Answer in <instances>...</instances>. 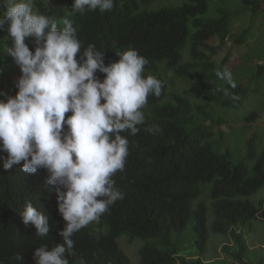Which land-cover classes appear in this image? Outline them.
<instances>
[{
    "label": "trees",
    "instance_id": "trees-1",
    "mask_svg": "<svg viewBox=\"0 0 264 264\" xmlns=\"http://www.w3.org/2000/svg\"><path fill=\"white\" fill-rule=\"evenodd\" d=\"M153 1L114 0L111 10L83 13H73L74 0H69V13L61 7L49 6L44 0L35 1L38 13L51 17L58 29L65 26V19L72 22L81 42V52L95 45L97 50L106 52L107 65L119 59L117 52L133 48L148 60L143 75H152L162 82L161 95H149L142 109L148 121L138 126L141 131L137 135L131 136L124 171H118L113 177L124 198L91 222L92 227L90 223L73 234L76 255L68 257L69 264H77L81 257L85 264H133L119 243L124 234L129 235L130 241H143L139 249L141 264H209L212 260L203 258L209 241L210 208L205 203L198 205L194 216L195 254H188L185 240L174 233L175 230L179 236L185 233L192 219L193 201L207 183H213L211 229L216 233L231 232L233 245L228 243L223 249L229 257L245 259L247 241L239 230L252 219H264V201L257 207L243 199L264 186V150L258 155L257 148L249 142L246 161L232 168L228 154H219L206 144L207 135L202 132L206 125H196L193 113L194 109L199 112L203 109L187 97L192 95L225 107L241 104L246 93L242 85L233 89L217 84L216 73L225 68L229 70L231 54L216 64V48L210 41L213 38L225 41L232 36L243 45L244 35L232 34L224 12L218 18H206L213 0H192L158 12L142 11L144 5ZM243 1L254 14L264 12V0ZM26 45L34 52L35 39ZM187 52L191 54L189 61L184 60ZM163 63H166L164 68ZM169 71H174L179 79L192 82L183 94L173 95L179 106L165 103L168 83L162 73ZM259 71L258 75L264 73ZM96 75L103 79V74ZM218 89H227L229 95ZM17 91L14 88L7 95L15 96ZM259 118L253 113L244 122L254 123ZM150 126H159L161 132L144 131ZM196 132L202 135L195 136ZM0 155L7 156V153ZM250 159L256 160L252 171L247 164ZM22 163L7 171L0 165V264H36L33 259L36 248L47 245L51 251L55 244L62 243L58 232L66 222L58 212L56 192L47 189L41 181L48 172L41 168L35 173L37 176L28 177L21 170ZM27 201L50 217L48 236H37L31 223H23L20 213ZM17 254L22 257L20 261L15 259Z\"/></svg>",
    "mask_w": 264,
    "mask_h": 264
},
{
    "label": "clouds",
    "instance_id": "clouds-1",
    "mask_svg": "<svg viewBox=\"0 0 264 264\" xmlns=\"http://www.w3.org/2000/svg\"><path fill=\"white\" fill-rule=\"evenodd\" d=\"M35 1L3 0L0 13V30L7 25L11 38L10 47L0 46V83L9 91L13 85L18 89L15 96L0 92L6 97L0 98V153H7L0 155V165L7 171L23 162L21 170L28 177L47 170L41 181L56 192L58 212L66 224L58 232L62 243L51 251L47 245L36 248L33 259L36 264H69L68 257L76 255L73 234L124 198L113 177L124 171L131 136L148 121L142 109L149 95H161L162 82L143 75L148 60L133 48L117 52L119 59L107 65L106 52L95 45L81 52L72 22L65 19V26L58 29L51 17L33 10ZM67 5L65 13L71 9L69 0ZM113 7L114 0H74L72 11L105 12ZM29 37L35 39L34 52L25 43ZM14 66L21 72L17 82L14 73L5 74ZM216 75L236 87L230 67ZM218 90L229 95L227 89ZM144 131L158 134L161 129L150 126ZM20 215L24 224L35 227L37 236L49 235L50 217L31 201L25 202ZM15 259L22 257L17 254ZM77 264H85L84 259Z\"/></svg>",
    "mask_w": 264,
    "mask_h": 264
},
{
    "label": "rangeland",
    "instance_id": "rangeland-1",
    "mask_svg": "<svg viewBox=\"0 0 264 264\" xmlns=\"http://www.w3.org/2000/svg\"><path fill=\"white\" fill-rule=\"evenodd\" d=\"M53 8L64 6L63 10H67V0H62L61 3L56 0H44ZM192 0H155L149 5H144L142 11L158 12L161 8H177ZM253 1V0H252ZM33 10L38 12V8L33 3ZM3 11V0H0V13ZM222 12L228 15L230 29L232 34L236 36L244 35V44L240 45L231 36V42L226 43L220 41L219 38L211 39L210 43L216 48L217 55L214 58L215 63H220L224 58L231 54L230 69L233 74V79L236 85H242L245 88V96L238 107H225L217 102H206L204 99H198L192 95H188V99H193L194 102L199 103L202 112L194 109L193 113L197 124H205L206 129L203 133L207 135L205 138L207 143L219 154H228L232 168L246 161L249 142L257 148L259 155L264 150V123H245V118L253 113L259 116L264 115V73L259 74L260 69L264 71V12L254 14L252 10L247 7L243 0H213L210 2V8L206 18H218ZM7 25L5 30H0V46H11V38L7 32ZM33 37L25 39V43H29ZM3 49V47H1ZM234 51V53H233ZM1 53V51H0ZM185 61L191 60V54L185 53ZM0 58V62H1ZM10 62L15 65L13 58ZM166 64L162 65L164 68ZM12 69V68H11ZM14 71V72H13ZM14 73V74H13ZM5 74H13V81H18L21 72L18 66H14V70H8ZM166 75L164 79L168 83V96L165 103H172L179 106L175 101L173 95L183 94V90L188 89L192 82L190 80L179 79L174 75V71L162 73ZM217 84L225 88L228 84L218 79ZM0 92L10 93L14 89V85L9 91L1 87ZM4 98V97H2ZM196 98V99H195ZM264 120V118H263ZM195 136L202 135L201 132H196ZM253 139V140H252ZM256 160H248L247 164L250 171L253 170ZM212 189L213 183H207L202 187V194L193 201L192 204V219L187 223L185 233L175 236L185 240L188 249V254H195L197 249L194 245L196 233L194 231L195 213L200 203H205L209 208L208 225H209V241L206 251L203 255L205 260H212L209 264H264V219H252L242 232L247 241V250L244 253L245 259L238 260L229 257L223 250L224 243L230 242L233 244L231 235L229 233H216L211 229L214 220L213 207H212ZM249 200L255 206H259L264 201V186L254 195L243 198ZM92 227V223L90 225ZM107 230V228H106ZM97 234V233H95ZM141 239L130 241V237L124 234L119 243L125 250L127 255L130 256L133 264L140 263L139 249L142 245ZM191 246V247H189Z\"/></svg>",
    "mask_w": 264,
    "mask_h": 264
},
{
    "label": "crops",
    "instance_id": "crops-1",
    "mask_svg": "<svg viewBox=\"0 0 264 264\" xmlns=\"http://www.w3.org/2000/svg\"><path fill=\"white\" fill-rule=\"evenodd\" d=\"M259 121H263V119L261 118ZM263 123H264V121H263Z\"/></svg>",
    "mask_w": 264,
    "mask_h": 264
}]
</instances>
